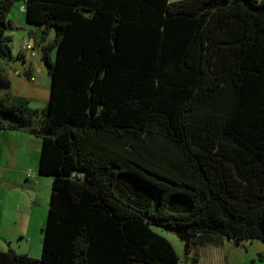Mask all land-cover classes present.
Listing matches in <instances>:
<instances>
[{
    "label": "trees",
    "instance_id": "1",
    "mask_svg": "<svg viewBox=\"0 0 264 264\" xmlns=\"http://www.w3.org/2000/svg\"><path fill=\"white\" fill-rule=\"evenodd\" d=\"M20 1L55 30L43 112L3 67ZM0 92V133L42 137L53 179L41 259L0 264H179L155 228L264 242V0H0Z\"/></svg>",
    "mask_w": 264,
    "mask_h": 264
},
{
    "label": "rangeland",
    "instance_id": "2",
    "mask_svg": "<svg viewBox=\"0 0 264 264\" xmlns=\"http://www.w3.org/2000/svg\"><path fill=\"white\" fill-rule=\"evenodd\" d=\"M22 6H25L23 1L17 2L8 14V20H13L17 26L15 30L9 31L8 35L12 36L11 46L15 57L21 53H28L30 72L22 73L20 76H16L11 68H7L6 72L12 81V86L13 82L23 81L20 89L26 93L25 97L29 99L30 107L43 112L50 101L51 76L43 60L42 46L55 39V30L51 29L48 33H43L41 39L32 37L30 29L27 28L26 15L21 10ZM27 42L31 44V50H25ZM55 55L56 51L52 50V58ZM30 77H34L35 81H30ZM2 93L0 92V95H3ZM20 131L37 143V145L23 143V155L26 157L21 161L25 165L33 162L36 170H39L42 137L32 135L30 130ZM35 173L40 183L30 182L24 178L22 184L10 183L16 187L10 188L9 185L5 187L8 194L6 199L0 196V236L2 237L0 247L4 252L12 249L18 255H27L32 260H40L43 254V230L50 207L53 179L48 175H40L37 171ZM155 230L172 242L180 256L179 264H264V242L260 240L237 243L226 238L220 246L192 247L189 258H186L185 243L180 240L177 232L162 228ZM195 254H198L199 258L196 263L193 261Z\"/></svg>",
    "mask_w": 264,
    "mask_h": 264
},
{
    "label": "crops",
    "instance_id": "3",
    "mask_svg": "<svg viewBox=\"0 0 264 264\" xmlns=\"http://www.w3.org/2000/svg\"><path fill=\"white\" fill-rule=\"evenodd\" d=\"M21 10L25 13L24 6L21 7ZM14 24L16 26L15 22ZM27 28L30 29V33L32 37L34 38L37 37L38 39H41L44 31L43 27L27 24ZM23 54H24L23 58L16 59L10 63H5L3 64V67L5 69L11 68L16 76H20L22 73L30 72V66L27 59L28 53L27 54L23 53ZM21 63H23L22 66ZM32 78L34 77L29 78L30 81H35V80H31ZM22 85H23L22 80H18L17 83L13 82L12 94L15 96L25 97L26 93L20 89ZM32 135H36V134H32ZM25 142L32 143L33 145L34 144L37 145V143H35L31 138H27L26 136H24L23 132L21 131L6 130L0 133V196L3 197L4 199H6L8 195L6 193L5 187L9 185L10 188H13V185H10V183L22 184L24 178H27V180L30 182L36 181L37 183H40V181H37V177H30L28 175L29 172H32L35 175H36L35 171L39 172L38 169L36 170V167L34 166L33 162L32 164L25 165L21 161L22 158L26 157V155H23L24 152L23 143ZM34 154L35 153H33V155ZM0 239L2 240L1 236ZM0 250L3 251L1 247Z\"/></svg>",
    "mask_w": 264,
    "mask_h": 264
},
{
    "label": "water",
    "instance_id": "4",
    "mask_svg": "<svg viewBox=\"0 0 264 264\" xmlns=\"http://www.w3.org/2000/svg\"><path fill=\"white\" fill-rule=\"evenodd\" d=\"M32 134H36V132L35 131H32ZM197 235H198L197 233H192V234H189V233H180L179 234L180 240L185 243V251H186L185 254H189L190 250L193 247V242L196 239Z\"/></svg>",
    "mask_w": 264,
    "mask_h": 264
},
{
    "label": "built area",
    "instance_id": "5",
    "mask_svg": "<svg viewBox=\"0 0 264 264\" xmlns=\"http://www.w3.org/2000/svg\"><path fill=\"white\" fill-rule=\"evenodd\" d=\"M24 48H25V50H29V49L31 50L32 46H31V44L29 42H27ZM31 80H34V78H32ZM28 175L30 177H36V175L34 173H32V172H29Z\"/></svg>",
    "mask_w": 264,
    "mask_h": 264
}]
</instances>
